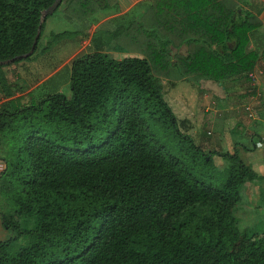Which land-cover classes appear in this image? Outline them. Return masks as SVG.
Instances as JSON below:
<instances>
[{
  "label": "trees",
  "instance_id": "trees-1",
  "mask_svg": "<svg viewBox=\"0 0 264 264\" xmlns=\"http://www.w3.org/2000/svg\"><path fill=\"white\" fill-rule=\"evenodd\" d=\"M57 1L0 0V94L8 100L0 193L10 205L2 225L15 232L0 242V264H264V229L244 228L236 216L246 183L264 197V176L238 151H206L183 132L155 77L248 83L261 13L236 0H152L142 18L110 33L114 48L135 47L133 56L96 48L72 60L71 98L16 97L28 85L11 83L4 69L37 58L41 34L33 55L17 59ZM92 1L62 0L53 14L80 6V21L110 5ZM72 34H53L49 44ZM183 45L188 53L173 57L171 47ZM215 156L231 162L221 187L207 182Z\"/></svg>",
  "mask_w": 264,
  "mask_h": 264
},
{
  "label": "rangeland",
  "instance_id": "rangeland-1",
  "mask_svg": "<svg viewBox=\"0 0 264 264\" xmlns=\"http://www.w3.org/2000/svg\"><path fill=\"white\" fill-rule=\"evenodd\" d=\"M109 1L110 5H108V7H101L93 15L87 16L80 21L74 17L77 13H84V8L80 6H78L79 8H75L73 12H66L65 5H63L55 14L48 17L41 33L38 51L33 57V59L37 58L34 61H23L16 65L6 66L4 69L11 83L19 82L28 85V88L18 92L16 97L32 92L37 98L57 93L64 94L68 98H71L70 79L72 60L78 55L92 53L96 48L108 53L112 58H117L119 60L133 56L131 52L137 50L135 47H128L124 44L123 47L120 46L122 50H116L114 47L117 46L118 43L116 40L112 41L111 37L107 38L106 31L107 29L116 30L121 26L131 24V21L135 20L142 14V10L144 11L147 8L145 7L147 2L142 1L143 3L136 5L133 11L125 16H116L113 20L104 22V26L99 27L98 33L94 36L95 38L93 41L90 38L92 34L89 32L92 24L97 23L104 17L119 13L122 4L128 6L136 2V0ZM92 4L95 6L99 5V3L94 0ZM65 32L75 34L63 40L56 41L51 45L49 44L53 41V34ZM87 34L88 38H84ZM255 48L262 49V47L258 45H256ZM177 54H173V57ZM155 77L158 78L159 84L162 86L165 101L169 104L179 122L182 123L181 127L184 131L181 130L183 132L192 135L198 145H201L206 151H215L218 153L229 152L233 154L236 153L238 149L237 151L240 158L249 164L260 176H264V153H262L264 149H259L263 147V143L260 141L259 143L256 142L257 146L256 144L255 146L253 145V141L256 138L259 140L258 136L255 135L251 137V149L247 151L245 146L250 145L247 133L240 131V127L235 124H233V126H225L220 122L218 123L216 118L220 117L219 112H214L210 107L204 108V98L208 96V98L211 97L209 101H218L220 103V112L224 117L228 116L233 118L244 116L242 113L243 111L240 109L244 107H242V105H244L245 102H238L232 95L236 88L237 92L241 89L240 84L236 83L234 85H229L232 86V88L225 90L215 83H199L186 79L185 81H178L172 85L167 80L160 78L157 74ZM207 88H209V90H207ZM213 91L215 93L214 95L211 94ZM230 94L231 96H229ZM6 102H8V100L4 99L0 94V106ZM208 109L210 110L208 111ZM227 110L230 112L227 113ZM237 111H239L240 114L236 115ZM248 114L250 116V113ZM251 119H253V117H251ZM236 120L240 121L238 118H235V121ZM222 135H225V137L227 136L229 141L232 142V145L221 146L219 143L220 141H218L217 144H213V141H215L217 137L220 138ZM215 165L219 171H215L214 178L211 180L207 179V182L213 183L216 187H221L227 178L223 172L231 166V162L220 156H215ZM3 169L4 163L0 159V170L3 171ZM262 186H264V183ZM260 191L259 186L246 183L242 189L243 201L236 212V216L241 220L242 226L252 231H261L264 229V197H262ZM7 205L0 193V242L10 241L15 236V232L4 229L2 225V213L10 209V205H8V208ZM24 243L25 242H22L18 245H23Z\"/></svg>",
  "mask_w": 264,
  "mask_h": 264
},
{
  "label": "crops",
  "instance_id": "crops-1",
  "mask_svg": "<svg viewBox=\"0 0 264 264\" xmlns=\"http://www.w3.org/2000/svg\"><path fill=\"white\" fill-rule=\"evenodd\" d=\"M147 2L146 6L147 7L144 11L142 10V14H140L135 20H132L131 22H135L138 21L140 18L143 17V15L146 13V11L153 6L152 0H136V2L131 3L130 5L126 6V4H122L120 7V12L116 13V14H112L111 16H107L102 18L100 21H98L95 24H92L91 28L89 29L90 33L92 34L90 36L91 40L94 41V36L97 35L99 27L104 26V22L113 20L116 16H125L129 13H131L133 11V9L135 8L136 5H138L139 3H143V2ZM238 3H240V5L254 13V14H258L261 13V20L264 23V0H236ZM144 7V8H145ZM141 9V8H140ZM136 17V16H135ZM140 17V18H139ZM94 30V32H93ZM115 30H111V29H107L106 34H107V38L110 37V33L114 32ZM89 34V33H88ZM88 34L87 37L88 38ZM165 38H162V41L164 42ZM258 45L259 47H262V49L260 50L259 48H255V46ZM250 50H255L257 52H259L260 54V59H259V63L256 66V69L251 73L254 78H250L249 77V82L248 83H244V84H240L241 89L238 90L237 92V88L235 89V92L232 94L236 100L241 101V102H245L244 105H242L243 108H241L240 110H242L244 116L242 117H224L221 112H220V103L217 101H209L208 96H204L203 98L205 99L204 101V108L205 107H210V109H212L214 112H219V118H216L217 122L222 123V125L228 126V125H232L235 124L236 126L240 127V131L246 132L247 133V137L249 138V142L250 145L245 146L246 150H250L251 149V137L252 136H258L257 138L253 141V145L257 146V143H259L260 141H262L263 143V147L259 148L260 150L264 149V55L262 54L264 51V24L261 28L256 29L255 31H253L251 33L250 36ZM172 49V54H179V55H186L188 52L187 46L183 45L181 48H176V47H171ZM207 83H211V82H207ZM236 83H229L227 84V87H222V89L227 90L228 88L231 89L232 86L229 85H234ZM207 90H209V88H207ZM211 94H215L214 91ZM231 96V94L229 95ZM213 97V96H212ZM211 100V99H210ZM202 104V103H201ZM203 106V105H202ZM250 107L253 111H255L256 113V117L253 119H249L248 117V111H247V107ZM208 109V111L210 110ZM200 110V109H199ZM229 113L230 111L227 110ZM240 114L239 111H237L236 115ZM235 118H238L240 121H235ZM250 120V121H249ZM210 134V133H209ZM225 138V139H224ZM224 139V140H223ZM223 140V141H222ZM220 141V145L221 146H230L232 145V142L229 141L228 137L225 135L220 136V138H216L215 141H213V144H217V142ZM257 142V143H256ZM234 143V141H233ZM223 148V147H222ZM256 149V148H255ZM236 150V148H235ZM238 150V149H237ZM236 150V151H237ZM257 151V149H256ZM254 151V152H256ZM264 151V150H263ZM264 153V152H262ZM257 158V157H256ZM262 158V157H260ZM2 170H0L1 172Z\"/></svg>",
  "mask_w": 264,
  "mask_h": 264
},
{
  "label": "water",
  "instance_id": "water-1",
  "mask_svg": "<svg viewBox=\"0 0 264 264\" xmlns=\"http://www.w3.org/2000/svg\"><path fill=\"white\" fill-rule=\"evenodd\" d=\"M61 2H62V0H58V1H57V2H56L51 8H49L48 10H46V11L43 12L42 20H41V25H40V27H39L38 34H37V36H36V39H35V41H34V45H33L32 49H31V51H30L28 54H26V55H24V56H22V57H19V58H17V59H24V58H27V57H30V56L33 55V53H34V51H35V48H36V46H37V44H38V40H39V38H40L41 27H42V23H43V21L46 19V17H47L48 15H52V14L57 10V8H58V6H59V4H60ZM12 62H13V61H12ZM5 64H7V62H6Z\"/></svg>",
  "mask_w": 264,
  "mask_h": 264
},
{
  "label": "built area",
  "instance_id": "built-area-1",
  "mask_svg": "<svg viewBox=\"0 0 264 264\" xmlns=\"http://www.w3.org/2000/svg\"><path fill=\"white\" fill-rule=\"evenodd\" d=\"M249 77H250L251 79L254 78V76H253L252 74H250ZM246 109H247L248 113H250V116H249V114H248V117H249V118H251V117L255 118V117H256V113H255V111H253V110L250 109V108H246Z\"/></svg>",
  "mask_w": 264,
  "mask_h": 264
}]
</instances>
